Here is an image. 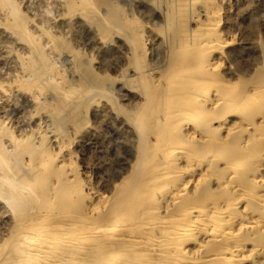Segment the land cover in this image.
Wrapping results in <instances>:
<instances>
[{
	"label": "rangeland",
	"instance_id": "obj_1",
	"mask_svg": "<svg viewBox=\"0 0 264 264\" xmlns=\"http://www.w3.org/2000/svg\"><path fill=\"white\" fill-rule=\"evenodd\" d=\"M92 1L97 5L93 10L81 5V0H0V253L8 249L9 237L19 224L49 215L47 224L64 215L90 218L88 194L115 198L120 188L136 177L134 174L141 170L138 163L142 167L151 161L142 157L144 145L150 151L156 147L155 125L148 115L149 103L143 91L148 88L156 92L169 71L186 66L200 52L195 41L207 25L203 3L208 0ZM210 1L219 9L221 22L207 32L219 38L224 48H204L200 61L221 59L213 75L234 85L228 90L238 88L246 97L245 103L228 115L226 123H262L264 93L253 95L256 91H252L259 89L262 80L258 78L264 76V0ZM167 11L172 13L168 15ZM258 67V81L249 78ZM212 91L216 96L222 93L216 87ZM81 106L86 112L80 110ZM141 114L145 130L151 133L143 140L145 143L143 133L139 129L138 134L134 125ZM181 137L187 141L183 131L177 129L164 150L179 145ZM216 137L219 142L212 145V155L192 150L197 160L181 159L169 166L171 169L176 165L184 180H192L190 204H214L229 197L219 184L229 177L228 163L250 138L249 133L227 136L225 129ZM225 138L231 143L229 147L223 142ZM248 144V157L240 162L241 175L237 179L244 186L249 185L252 174L264 175V139ZM4 179H10L12 186ZM61 185L62 190L56 194ZM90 201L97 204L96 198ZM156 203L165 216L170 207L167 194H161ZM256 241L264 244V235Z\"/></svg>",
	"mask_w": 264,
	"mask_h": 264
},
{
	"label": "bare ground",
	"instance_id": "obj_2",
	"mask_svg": "<svg viewBox=\"0 0 264 264\" xmlns=\"http://www.w3.org/2000/svg\"><path fill=\"white\" fill-rule=\"evenodd\" d=\"M80 3L91 7L92 10L97 8V5L92 0H81ZM102 3L105 4V2ZM203 5L204 18L207 25L200 29V35H197L199 39H197V42L194 40L195 46L198 47L200 52L204 48L213 50L214 45L224 48L222 47L224 43L219 38H213L207 32L211 29L214 30V27L220 24L219 9L216 10L210 0L205 1ZM168 6L171 7L170 5ZM167 12L169 13L168 15L172 13V11ZM213 22L215 24L210 25ZM128 49H130L129 46ZM200 52L192 61H188L186 66L169 71L166 74L167 76L162 79L163 81L156 92H152L148 88L143 91L149 103L148 115L155 125L156 147L150 151L147 150L146 144H142L145 143L144 141L151 134L148 130H145V118L142 115L145 111L143 110L141 111L143 112L141 117H139L140 115L138 116L139 118L134 125H137L135 127L138 129L137 132L140 129V133H143L140 135L143 138L142 141H144H138L142 142L140 146H145L144 149L142 148L144 150L141 152L143 153L142 157L151 158V161H147L142 167L138 163L137 168L141 170H135L137 173L134 175L137 178L131 177L130 182L125 183L120 188L115 198H110L100 193V195L88 194L86 198L92 214L90 218L82 215H64L56 218V220H51V224H47L51 218V215H49L44 217L45 219H30L23 224H19L15 230L13 229L14 232L9 237L8 249L0 253V264H264V244L254 242L262 234L264 235V175L252 174L247 181L249 182L247 186L237 182L238 177L241 175V172H239L241 168L240 162H243L248 157L249 141L258 142L264 139V133L262 132L264 122L260 123L258 121V124L249 123L248 125L240 122L235 125H232V123L230 126H228L229 124L227 125L228 115L245 103V94L239 93L238 88L228 90L234 85L223 83L213 75L219 67L221 59L212 58L205 63H201L200 57L202 53ZM135 57H137L136 53ZM119 63L121 64L120 61ZM260 67L252 70V76H249V78L257 80L256 77H259ZM262 67L264 66L262 65ZM35 68L37 69V66ZM138 68L136 67L135 69L137 70ZM223 70L222 73H224ZM232 76L234 75L232 74ZM260 76L262 77L258 79L262 80V84L259 89L255 88L256 90L252 91H256L253 95L264 93V76ZM23 81L27 82V80ZM252 82L254 81L249 84H252ZM213 87L221 89L222 93H219V96L212 94ZM242 92H245V90ZM101 93L105 95L103 91ZM84 107L81 106L80 110L84 109ZM134 111L136 112V110ZM205 117L209 119H204ZM211 117L213 119H210ZM187 122H196V125L192 127ZM177 129L183 131L187 141L181 137L183 140L180 139L179 143L181 145H172L164 150L165 146L169 145L168 143ZM222 129H225L227 136L241 137L244 133H249L250 136L249 141L246 140L244 142L245 147L239 155L233 162L228 163L231 171L229 177L219 184L229 194V197L224 198L220 202L218 200L214 204H190L192 199L188 196V190L192 180H184V176H181L182 172L175 164L171 169H169V166L181 159L197 160L195 159L197 154L192 150L202 152L204 155H212V145L215 142H219L216 136ZM84 139L89 140L88 137ZM193 141H195L196 145ZM223 142H225L224 144L227 147L231 145L230 142L226 141V138ZM190 145H193L195 149H192L193 147ZM191 155L194 157H191ZM171 156L175 159L171 158ZM142 157L141 160L144 162ZM147 167L148 171L145 172ZM173 174L175 175L174 177ZM4 181L9 186H12L10 179H4ZM88 181L90 182V180ZM209 181L212 180L209 178ZM194 182L195 180H193ZM62 186L54 192L58 194L62 190ZM161 194H167V199L170 201V207L167 208L165 216L160 214L161 207L159 206L158 208L156 203ZM94 198H96L97 204L90 201ZM8 201L10 202L11 199L9 198ZM240 209L243 210L240 211ZM5 228L8 229L7 227ZM206 241H208L207 244L205 243ZM192 246L195 248L193 249L195 250L194 253L190 250Z\"/></svg>",
	"mask_w": 264,
	"mask_h": 264
}]
</instances>
